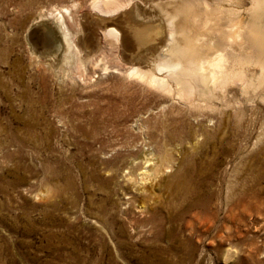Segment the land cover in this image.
I'll list each match as a JSON object with an SVG mask.
<instances>
[{"label": "rangeland", "instance_id": "1", "mask_svg": "<svg viewBox=\"0 0 264 264\" xmlns=\"http://www.w3.org/2000/svg\"><path fill=\"white\" fill-rule=\"evenodd\" d=\"M207 1L212 14L224 6V24L234 5L264 57V0L253 12L251 0ZM90 2L0 0V264H264V87L249 102L238 84L228 88L239 102L224 107L240 125L238 156L200 144L197 110L125 74L110 39L100 34L83 66L66 58L48 11L71 8L76 34V13ZM197 7L207 10L204 0ZM36 23L47 24L53 48L35 49ZM148 153L156 167L139 185ZM175 174L192 175L191 187L212 198L207 232L200 209H183ZM227 201L237 203L234 220ZM175 202L184 214L172 224Z\"/></svg>", "mask_w": 264, "mask_h": 264}, {"label": "bare ground", "instance_id": "2", "mask_svg": "<svg viewBox=\"0 0 264 264\" xmlns=\"http://www.w3.org/2000/svg\"><path fill=\"white\" fill-rule=\"evenodd\" d=\"M199 1L91 0L87 10L76 13V34L71 32L68 26L70 24L67 23V19L72 18L71 8L56 7L55 10L48 11L47 15L54 19L57 26L55 32L67 45L65 56L68 60L76 58L83 66L87 53L97 48L99 35L102 34L104 39H110L114 47L118 48L117 52L115 50V58L120 63H129L123 70L125 74L138 78L197 110L190 115L197 119L196 123L202 131L200 144L218 143L223 155L233 156L237 155L235 148L240 137V125L231 122L232 114L225 108L239 102L235 96H229L227 91L238 84L244 100L252 101L255 92L264 87V57L256 55L252 38L254 30L243 19L244 15L242 17L240 12L238 14V9L233 8L234 5L229 12L231 16H228L227 23L224 24L225 8L222 4H217V13L212 14L209 2L204 0L207 10L202 13L197 7ZM227 1L229 4L237 2ZM250 3V11H255L262 5L261 0H251ZM29 38L33 40L38 52L54 46V35L46 23H36ZM253 65H258L259 72L257 75L253 72L255 76L249 77L247 71ZM216 109L221 116L213 121L215 117L204 111L214 112ZM197 137L198 134L193 133L195 140H198ZM154 163L152 153L144 154V166L138 174L139 185L153 176L156 167ZM187 174H175L174 191L185 204V211L200 209L199 223L204 226L202 232H207L216 222L217 211L212 210V198L209 195L201 196L191 187L194 179ZM226 204L228 220L236 219L237 203L227 201ZM177 206L178 203L175 202L172 207V224L184 214ZM143 207L144 205L141 206ZM163 234L158 228L156 240L161 239ZM168 234L176 239L174 233Z\"/></svg>", "mask_w": 264, "mask_h": 264}]
</instances>
